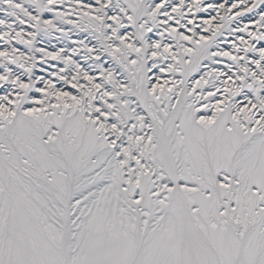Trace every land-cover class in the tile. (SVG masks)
<instances>
[{"label":"snow or ice","instance_id":"snow-or-ice-1","mask_svg":"<svg viewBox=\"0 0 264 264\" xmlns=\"http://www.w3.org/2000/svg\"><path fill=\"white\" fill-rule=\"evenodd\" d=\"M0 264H264V0H0Z\"/></svg>","mask_w":264,"mask_h":264}]
</instances>
